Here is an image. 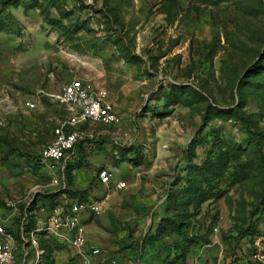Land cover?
I'll list each match as a JSON object with an SVG mask.
<instances>
[{
    "label": "rangeland",
    "instance_id": "1",
    "mask_svg": "<svg viewBox=\"0 0 264 264\" xmlns=\"http://www.w3.org/2000/svg\"><path fill=\"white\" fill-rule=\"evenodd\" d=\"M2 3L0 99L13 114L0 127V215L11 214L12 197L22 210L30 202L48 210L59 193L40 164L29 166L69 117L63 87L88 76L121 121L81 128L74 189L102 198L96 180L108 165L114 182L129 183L84 223L91 246L118 264H256L264 254V0ZM115 150L126 155L114 160ZM172 193L182 208L168 204ZM53 248L55 264H81L67 245Z\"/></svg>",
    "mask_w": 264,
    "mask_h": 264
},
{
    "label": "built area",
    "instance_id": "2",
    "mask_svg": "<svg viewBox=\"0 0 264 264\" xmlns=\"http://www.w3.org/2000/svg\"><path fill=\"white\" fill-rule=\"evenodd\" d=\"M58 99L67 107L69 117L54 129L53 140L41 150L34 162L46 170L50 188L59 191L67 187L66 167L84 135L81 128L86 123L116 126L121 116L110 102L108 92L95 89L88 78L74 79L66 84ZM25 107L34 109L35 104L27 101ZM11 112L9 110L7 113ZM6 122L5 113L0 111V127H5ZM114 155L118 158L119 151L115 150ZM97 183L105 190L102 198L89 196V200H73L63 194L50 211L40 205L32 208L31 202L25 203L22 210L16 198L7 200L11 214L7 217L0 215V264H41L48 254V248L41 244L43 240L52 247L55 244L67 245L76 253L81 264H118L116 257L91 246L84 223L91 217L102 215L104 203L109 201L112 189L116 192L127 191L129 183L114 182V175L109 169L98 171ZM38 189L39 186H34L30 193H36ZM16 218L19 222L12 226L11 222ZM32 220H35V224L30 227ZM17 229L19 239L15 235ZM255 260L256 264H264V254L256 255ZM136 264L141 263L137 261Z\"/></svg>",
    "mask_w": 264,
    "mask_h": 264
},
{
    "label": "trees",
    "instance_id": "3",
    "mask_svg": "<svg viewBox=\"0 0 264 264\" xmlns=\"http://www.w3.org/2000/svg\"><path fill=\"white\" fill-rule=\"evenodd\" d=\"M7 6H8L7 3L0 4V28H2L1 25H2V23L4 21L3 17L5 16ZM78 144H77V146H78ZM77 146H76V149H77ZM133 147L136 148L135 146H133ZM76 149H75V152H74L72 160L68 162L67 167H66V175L65 176H66V181H67V187L64 190H62V189L59 190L58 191L59 193H55L51 197V201L49 203V206L47 207V209L49 211L52 210L56 206L57 201L59 200V198L63 194H67V196L69 198L73 199V200L74 199H79V200H83V201L84 200H89L88 191H86V190L85 191H81V190H75L74 189V183H75L74 181L76 179L75 178V173L78 174L79 170L82 168V165H81V162H82L81 160L82 159L80 157L81 155L76 154ZM122 155L125 156L126 154L125 153L122 154V151H120V156L118 158L114 154H112L114 160H119L120 157H122ZM198 172H200V171H198ZM202 173L203 172L201 170V172L199 174H202ZM97 182H98V175H97V180H96V186L100 187ZM196 183H195V185H196ZM186 191L187 190L179 193L178 196L182 197V195H186V194H184V193H187ZM173 197H175L173 195V193L168 195V201H167L168 204L173 202L172 206H175V207H178V208H182V206H183L182 200H178V199L176 200V198H173ZM31 210H32V208H31ZM17 220H19V219H17ZM34 224H35V220H32L31 224H30V227H32ZM181 226H182V224H179V223H176L175 221H172V225L170 226V231L173 232V233H180ZM16 231H17V233L15 235L19 239L18 229ZM148 240L149 239L147 238L146 241L148 242ZM151 240L153 241V240H155V238L153 237V238H151ZM41 244H42L43 247H47L48 248V254H47L45 260L41 264H55L54 248L47 241H44V240L42 241ZM175 247L177 248V245ZM164 248L168 249L170 247L165 245ZM137 261H139L141 264L143 262L141 257L139 259H137Z\"/></svg>",
    "mask_w": 264,
    "mask_h": 264
},
{
    "label": "crops",
    "instance_id": "4",
    "mask_svg": "<svg viewBox=\"0 0 264 264\" xmlns=\"http://www.w3.org/2000/svg\"><path fill=\"white\" fill-rule=\"evenodd\" d=\"M85 77L87 78L88 76H85ZM31 102H32V101H31ZM5 103H6V99H0V111H1L2 113H5V117H6V119H7V118H8L9 116H11L13 113H12V112H11V113H7V112H9L10 107H9V106L6 107V105H4ZM27 109H28V108H27ZM5 110H6L7 112H6ZM52 140H53V138H52L47 144H49ZM47 144H46V145H47ZM46 145H45V146H46ZM45 146H44V147H45ZM44 147H43V148H44ZM43 148H42V149H43ZM40 152H41V151H40ZM38 155H39V154H38ZM25 157H26V158H29L28 155H27V156L25 155ZM36 157H37V156H36ZM36 157H34L33 159L31 158V159H32V162H31V165L29 166V167H30L29 169H33V168L35 167V166L33 165V163L36 164V163L34 162V160H35ZM29 163H30V161H29ZM41 167H42V166H41ZM42 168H43V167H42ZM108 168H109L110 171L114 170V169H111L112 167H111L110 165H108ZM43 169H44V168H43ZM78 173H79V172H78ZM0 174H1V167H0ZM0 177H1V175H0ZM34 186H36V185H34ZM34 186H33V187H34ZM33 187H32V189H33ZM32 189H31V190H32ZM31 190H29V193L31 192ZM8 216H9V215H8ZM14 220H15L14 223L17 224V218L14 219ZM88 239H89V242L92 244L93 241L90 240L89 237H88ZM94 247H95V246H94Z\"/></svg>",
    "mask_w": 264,
    "mask_h": 264
}]
</instances>
